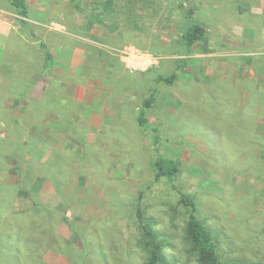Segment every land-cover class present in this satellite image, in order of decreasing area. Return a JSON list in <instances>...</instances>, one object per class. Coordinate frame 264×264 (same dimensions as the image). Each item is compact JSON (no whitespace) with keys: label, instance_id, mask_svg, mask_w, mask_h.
Listing matches in <instances>:
<instances>
[{"label":"rangeland","instance_id":"rangeland-1","mask_svg":"<svg viewBox=\"0 0 264 264\" xmlns=\"http://www.w3.org/2000/svg\"><path fill=\"white\" fill-rule=\"evenodd\" d=\"M26 1L0 0V264H144L138 207L199 264L184 196L264 264V0Z\"/></svg>","mask_w":264,"mask_h":264},{"label":"trees","instance_id":"trees-1","mask_svg":"<svg viewBox=\"0 0 264 264\" xmlns=\"http://www.w3.org/2000/svg\"><path fill=\"white\" fill-rule=\"evenodd\" d=\"M76 1L77 7L80 8L79 3L81 0ZM11 3L15 6L20 15H29V8L26 0H11ZM191 14L192 10H190L189 12L188 24L184 28L181 39L182 52L184 51L185 53H190L193 46L198 41L203 40L207 35V30L202 25L193 23ZM52 59L53 58L51 54H47L46 62L48 63V65L49 63H51ZM159 78L166 82H171L172 80L171 77L165 76H159ZM150 103L151 101L148 100L145 104L146 106H150ZM139 120L141 124H144L146 122V118H144L143 114L140 116ZM157 165H159L157 177L166 176V174H173V172H176L178 169L177 165L174 162L167 171L163 167V161H161L160 163L157 162ZM184 201L192 207L186 230L188 241L196 251L199 264H227L226 261L221 258L210 230L197 216L196 206L193 198L184 196ZM137 211L143 235V246L147 252V258L144 264L167 263L165 243L160 238V234L155 230L152 223L149 220L145 219L141 207H138Z\"/></svg>","mask_w":264,"mask_h":264},{"label":"crops","instance_id":"crops-1","mask_svg":"<svg viewBox=\"0 0 264 264\" xmlns=\"http://www.w3.org/2000/svg\"><path fill=\"white\" fill-rule=\"evenodd\" d=\"M4 37H5V35L0 32V42H2V39L4 40ZM0 47H1V45H0Z\"/></svg>","mask_w":264,"mask_h":264}]
</instances>
